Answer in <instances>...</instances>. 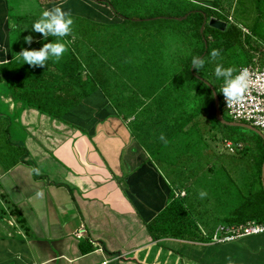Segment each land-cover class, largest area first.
<instances>
[{"label": "crops", "instance_id": "0c3cea01", "mask_svg": "<svg viewBox=\"0 0 264 264\" xmlns=\"http://www.w3.org/2000/svg\"><path fill=\"white\" fill-rule=\"evenodd\" d=\"M7 1L0 0V68L8 85L22 92L29 88L26 73L33 71L26 70L21 48L38 50L49 42L31 29L42 11L59 6L94 23L119 22L108 8L105 21L66 8L69 1H81L88 13L103 16L102 6L91 0L45 6L37 0L19 2L16 12ZM25 36L33 41L26 44ZM45 65L49 72V60ZM4 81L0 76V131L7 129L10 142L24 150L29 163L9 167L0 155V264H213L209 259L228 264L233 252V264H264V234L219 244L232 249L217 256L209 248L218 244L187 245L172 237L154 240L147 233L146 225L172 195L211 241L221 220L245 195L238 190L229 193L226 180L214 175L218 165L211 163L206 147L208 134L216 128H208L206 115L170 139L166 135L174 128L164 131L162 124L153 122L167 119L163 115L141 114L133 124L134 117L125 122L95 92L57 121L13 101ZM164 170L169 179L163 177ZM200 191L206 193L203 198ZM9 209L22 215L25 227L15 223ZM248 238L253 239L243 241ZM81 243H88L92 251L81 254Z\"/></svg>", "mask_w": 264, "mask_h": 264}, {"label": "trees", "instance_id": "16d2710c", "mask_svg": "<svg viewBox=\"0 0 264 264\" xmlns=\"http://www.w3.org/2000/svg\"><path fill=\"white\" fill-rule=\"evenodd\" d=\"M37 1L40 6H45L63 0ZM91 1L106 7L109 5L103 0ZM80 2H74V6L69 1L66 8L105 21V12L102 11L101 17L92 11L88 13ZM132 2L133 5L127 8L121 7L120 10H127L123 14L111 6L112 13L119 19L117 24L94 23L70 15L73 21L71 30L62 38V42L66 41L65 52L58 60L49 59V72L46 65L36 66L35 70L28 66L26 70L33 72L26 73L25 83L29 88L23 92L8 85L9 78L1 67L0 76L5 79L12 100L62 121L71 109L93 93L100 92L115 116L125 122L134 117L133 124L137 115L141 114L151 115L152 118L158 115L166 117L164 120L158 117L153 122L162 124L164 131L174 128L166 135L170 139L175 132H187L200 123L198 116L202 114L207 117L209 129L227 127L216 121L213 95L206 83L220 101L224 81L215 77L214 68L229 60L236 49L241 48V31L237 21L241 22L252 14L257 18L263 16L264 0H201L192 9H186L182 3L185 0H179L181 3L178 5H173L175 0ZM129 13L132 17L126 15ZM204 17L206 24L200 33ZM227 17H232L233 23H227L223 31L207 25L210 18L226 23ZM180 18L183 19L176 20ZM57 39L49 37V42ZM213 49L219 51L215 59L209 56ZM193 56L203 60V66L198 70L191 66ZM249 63L247 61L246 65ZM220 114L224 121L232 122L224 118L221 111ZM132 124L129 123V129ZM0 135L6 136L7 141L4 142L10 145V151L4 154L2 160L9 162V167L17 163L28 164L24 160V150L9 144L7 129H2ZM258 143L255 164L253 162L257 178L248 180V192L230 215L221 220V226H239L247 222L264 225V189L261 183L264 143L259 137ZM169 199L166 207L146 225L151 238H190L203 245L209 243L210 238L198 230L184 205L172 195ZM8 214L19 227H25L24 218L17 210L9 209ZM79 249L81 254H85L93 247L81 243Z\"/></svg>", "mask_w": 264, "mask_h": 264}, {"label": "rangeland", "instance_id": "374dc122", "mask_svg": "<svg viewBox=\"0 0 264 264\" xmlns=\"http://www.w3.org/2000/svg\"><path fill=\"white\" fill-rule=\"evenodd\" d=\"M34 1L35 0H8L7 4H9V6L12 7L16 12L17 3L21 2V3L29 4V2H34ZM103 1H107L109 3L107 7L101 5L103 12H105L104 8H108V10L112 12L111 6H114L115 9H117V11L120 14H123L126 13L125 11L127 10L126 9L120 10L121 7L127 8L133 5L132 0H103ZM175 1L176 2H173V5H178L179 3H181L179 2V0H175ZM185 1L186 2H182V3L186 7V9L196 8L199 5L197 4L198 0H185ZM84 11H86V9H84ZM126 15L129 16L131 14L129 13ZM113 16L115 15L113 14ZM231 20L233 22L232 17ZM227 23L228 22H226V25L231 24V23L228 24ZM237 24H239L240 27L246 29L248 31V35H244V33H242L241 31V28L237 26L241 31V42H242L241 48L236 49V53L232 57H229V60L226 59L225 62L219 63V65L223 68L232 67L234 69L233 75H235L241 68L247 65L254 64L255 62L261 64V62L264 61V15L257 18L256 15L252 14L251 17L247 19H243L241 20V22L237 21ZM247 61L248 63L249 62L250 63L246 65ZM3 107L4 106L0 104V109H2ZM220 111L222 112L224 118L231 120L230 117H228L227 113L222 108H220ZM215 130L216 131H214L212 134L211 133L208 134L207 136V138H209L207 140L208 146L206 147L209 150L208 155L210 156L209 159H211V163L215 161V163L218 165V168H216L214 175L215 177L226 180L225 182L229 184L228 185L229 193L232 191V194L234 195L236 190H238L240 194L242 193L245 194L248 192V188H246L248 185V180L249 181L252 179L255 180V178H257L256 167H254L255 164L254 156L258 153L259 150L258 136L251 131L237 127L217 126ZM0 136H1L0 155H4L7 151H10V145H7L6 142H4L7 141L6 136L4 135H0ZM226 143H230V145H232L234 149L233 153H230L228 149L225 147ZM9 144H12V142H10ZM237 145L241 146L242 151L236 149ZM211 146L212 148H210ZM219 165H221L220 168ZM164 171L165 172H162L163 177H165V179L166 177L167 179H169L168 172H166V170ZM244 182H246V185L245 184L243 185ZM255 187L257 188V186ZM201 203L203 204V202ZM2 214L5 216L6 211L3 210ZM203 235L207 238L210 236L207 233H204ZM251 239L253 238H248L243 241H248ZM177 241L181 243H185L187 245L189 244L203 245L190 238H183ZM243 241L241 242L243 243ZM209 243L213 244L211 241H209ZM209 243L203 246H206ZM217 246H215V248L211 246L209 248V252H211V250H214L215 255L220 256L222 250H224V252H229L228 249L229 248L232 249V247H229L228 245L226 246L217 245ZM200 258L202 259L201 256L199 257V259ZM230 258L235 260L236 252L231 253ZM208 261H210L213 264L217 263L214 260L212 261L211 259H209Z\"/></svg>", "mask_w": 264, "mask_h": 264}, {"label": "clouds", "instance_id": "9594fccd", "mask_svg": "<svg viewBox=\"0 0 264 264\" xmlns=\"http://www.w3.org/2000/svg\"><path fill=\"white\" fill-rule=\"evenodd\" d=\"M72 23L70 14L67 11H63L59 6L42 11L39 17L32 23V31L40 33L41 40H45L48 37H56L58 39L55 42L43 43L38 50H25L21 48L19 56L23 60V64L26 63L30 67H43L45 61L49 59H60L66 50V41L62 42V38L70 32ZM32 41L33 38L31 36L24 37L26 44ZM209 56L215 59L219 56V51L213 49L209 53ZM191 66L198 70L203 66V60L193 56ZM233 72L234 69L232 67L223 68L219 64L214 68L215 77L217 79L223 78L224 83L221 88V93L226 104L241 100L249 85V72L246 68H241L235 75H233ZM160 140H164L163 135L160 136ZM198 195L203 198L206 193L200 191ZM228 264H233V261L229 259Z\"/></svg>", "mask_w": 264, "mask_h": 264}, {"label": "built area", "instance_id": "2783aa9c", "mask_svg": "<svg viewBox=\"0 0 264 264\" xmlns=\"http://www.w3.org/2000/svg\"><path fill=\"white\" fill-rule=\"evenodd\" d=\"M226 21L231 24L233 23L231 17H227ZM240 28L244 35H248L246 29ZM243 68H246L249 72L248 89L243 94L241 100L231 104H226L223 95H221L219 109L221 107L233 122L246 124L255 128L264 138V64L255 62ZM225 147L230 153L234 152L230 143H226ZM236 149L241 150L242 148L240 145H237ZM262 234H264L263 224L247 222L239 226H219L211 237V241L214 244H223ZM75 238L81 239V236L76 234Z\"/></svg>", "mask_w": 264, "mask_h": 264}, {"label": "water", "instance_id": "95a60500", "mask_svg": "<svg viewBox=\"0 0 264 264\" xmlns=\"http://www.w3.org/2000/svg\"><path fill=\"white\" fill-rule=\"evenodd\" d=\"M182 19L183 18L176 19V20L180 21ZM205 24H206V20H205V17H204V22H203V24H202V26L200 28V33H202V30H203V27H204ZM207 25L209 27H211V28H214V29H217V30H220V31H223L226 28V23L225 22H223L221 20H217L215 18H210L207 21ZM206 85L211 90L212 95H213V100H214V114H215L216 121L218 123H220L221 125H224V126H227V127H237V128H242V129H246L248 131H251L254 134H256L263 141V143H264L263 136L255 128H253V127H251L249 125H246V124H242V123L226 122V121H224L223 118L221 117V114H220L219 99H218L216 93L213 91L212 87L209 84H207V83H206ZM261 183H262V187L264 189V161H263L262 166H261Z\"/></svg>", "mask_w": 264, "mask_h": 264}]
</instances>
